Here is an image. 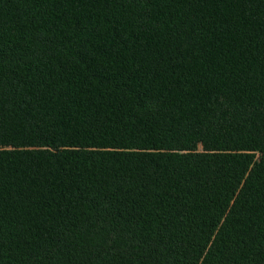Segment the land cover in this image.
Instances as JSON below:
<instances>
[{"label": "trees", "instance_id": "16d2710c", "mask_svg": "<svg viewBox=\"0 0 264 264\" xmlns=\"http://www.w3.org/2000/svg\"><path fill=\"white\" fill-rule=\"evenodd\" d=\"M0 264H264V0H0Z\"/></svg>", "mask_w": 264, "mask_h": 264}]
</instances>
